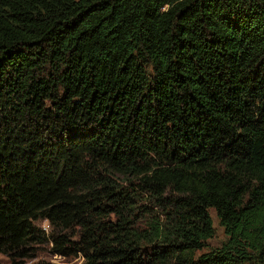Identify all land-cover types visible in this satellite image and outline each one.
Segmentation results:
<instances>
[{"label": "trees", "instance_id": "16d2710c", "mask_svg": "<svg viewBox=\"0 0 264 264\" xmlns=\"http://www.w3.org/2000/svg\"><path fill=\"white\" fill-rule=\"evenodd\" d=\"M43 245L264 264V0H0V254Z\"/></svg>", "mask_w": 264, "mask_h": 264}, {"label": "rangeland", "instance_id": "374dc122", "mask_svg": "<svg viewBox=\"0 0 264 264\" xmlns=\"http://www.w3.org/2000/svg\"><path fill=\"white\" fill-rule=\"evenodd\" d=\"M210 215L212 218L213 227L215 229V236L213 239L208 241V245L211 248H216L219 247L226 240V236L223 232V229L219 226L215 213L212 210L210 211ZM37 226L41 229L48 230V226L45 222L37 223ZM40 260L50 261L52 264H81L82 262L78 259H63L52 256L50 253V247L47 245L38 247L35 252V257L31 259L12 261L10 258L0 254V264H35Z\"/></svg>", "mask_w": 264, "mask_h": 264}]
</instances>
